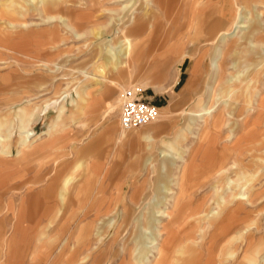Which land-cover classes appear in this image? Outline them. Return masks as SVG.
<instances>
[{
	"label": "rangeland",
	"instance_id": "374dc122",
	"mask_svg": "<svg viewBox=\"0 0 264 264\" xmlns=\"http://www.w3.org/2000/svg\"><path fill=\"white\" fill-rule=\"evenodd\" d=\"M152 33L145 70L111 74ZM127 88L157 122L123 132ZM263 92L264 0H0V264H253Z\"/></svg>",
	"mask_w": 264,
	"mask_h": 264
},
{
	"label": "bare ground",
	"instance_id": "6f19581e",
	"mask_svg": "<svg viewBox=\"0 0 264 264\" xmlns=\"http://www.w3.org/2000/svg\"><path fill=\"white\" fill-rule=\"evenodd\" d=\"M236 22L234 23V25H237V24H239L240 23V19H241V16L239 15L238 16V14H236ZM235 21V20H234ZM233 22V21H232ZM240 27L242 28V29H244V28H247V26L244 24V22H241V25H240ZM138 32V30L135 28L133 31H132V33H129V35L130 36H135V34L134 33H137ZM156 33V32H155ZM150 41H144V40H142V41H140V42H137V43H135L134 45H132V44H128L127 43V41H121V42H119L117 45H118V48H117V51L116 52H113V51H111V52H109V54H110V58L108 59V62H109V64H110V67H111V74H115V73H120L121 75H123L124 74V76L125 75H128V76H131V71H132V68H133V66H134V64L135 63H137L138 64V67L139 68H137V70L138 71H140L141 72V70H145V66L149 63V61H148V59H149V57L151 56V50H147L148 48H147V44H149V45H151V46H153V43H155V42H157V35L156 34H153L152 33V35H150ZM239 39H241V38H239ZM137 40V39H136ZM136 42V41H135ZM260 42V41H259ZM249 47V46H248ZM152 48V47H151ZM150 48V49H151ZM151 59V58H150ZM158 64V63H157ZM152 66V65H151ZM159 65H154V66H152L153 68H155L156 69V71H158L159 70V67H158ZM236 66V65H235ZM263 66V65H262ZM256 73V72H255ZM103 77L104 78H106V77H108L106 74H104L103 75ZM122 85V84H121ZM109 86H112V85H109ZM122 88V87H121ZM107 90V89H106ZM109 90V89H108ZM230 91H232L233 92V89L232 90H230ZM81 92H83V90H81ZM264 93V92H263ZM261 96H262V94H261ZM105 97V96H104ZM230 101V100H229ZM119 102H121V98H119ZM226 102V101H225ZM200 104H201V102H199ZM260 106V108H264V100L261 102V104L259 105ZM201 106H197V107H195V108H193L192 110H191V112H189V115H191V116H198V115H201V114H199V111L200 110H198L199 108H200ZM209 107V106H208ZM207 107V108H208ZM63 108L64 107H62V111H63ZM207 108H204V110L205 109H207ZM207 111V110H206ZM205 111V112H206ZM210 113V111L207 113V114H209ZM31 116V115H30ZM31 119V118H30ZM27 125H29V123L27 122ZM151 125V124H150ZM149 126V125H148ZM132 131H134V130H132ZM123 132H130V131H124L123 130ZM31 135V134H30ZM181 133L178 135L177 134V139H175L174 141H173V143H168V144H165V146H164V148H165V150H164V152L162 153L163 155H162V160H163V168L161 169V177H162V179L164 178L165 179V177H170V175H166V173H164L165 171H168V164H169V162H170V160L171 159H173V156H172V151H173V145L174 144H178L179 145V140L181 139ZM28 134L25 136V138L23 139V143H24V145L26 146V149H30V148H33L32 146V143L30 142V141H28ZM144 139H145V141H147V142H154V136L152 135V134H150V133H148V134H146L145 136H144ZM172 142V141H171ZM153 145V144H152ZM163 148V147H162ZM22 154V152L21 151H19L18 152V155H21ZM153 161V160H152ZM171 166H172V163L170 164ZM85 163L84 162H80V164H79V166H78V168L79 167H81V168H85ZM159 179H160V177H159ZM170 179V178H169ZM161 180V179H160ZM76 182V178L75 177H71V178H69L68 179V181H67V183H68V185H73L74 183ZM165 185V184H164ZM166 188V187H165ZM241 195V194H240ZM246 198H244V197H241V201H244ZM166 212V211H165ZM154 221V218H150L149 219V222H153ZM150 241H155L156 240V238L153 236V235H151V238L149 239ZM173 250V248L171 249V251ZM264 252V248H262V249H260L259 250V252H257L258 254H257V256H258V259H256V260H253L252 262H253V264H260V262H261V260L263 259V253ZM144 257V254L141 256V257H139V258H137L136 260H137V264H140L139 262H140V260H142V258ZM83 262H86V260H84ZM133 262V261H132ZM135 262V264H136V261H134ZM134 264V263H133Z\"/></svg>",
	"mask_w": 264,
	"mask_h": 264
},
{
	"label": "built area",
	"instance_id": "2783aa9c",
	"mask_svg": "<svg viewBox=\"0 0 264 264\" xmlns=\"http://www.w3.org/2000/svg\"><path fill=\"white\" fill-rule=\"evenodd\" d=\"M120 127L124 131L144 128L160 119V106L144 88H127L121 95Z\"/></svg>",
	"mask_w": 264,
	"mask_h": 264
},
{
	"label": "crops",
	"instance_id": "0c3cea01",
	"mask_svg": "<svg viewBox=\"0 0 264 264\" xmlns=\"http://www.w3.org/2000/svg\"><path fill=\"white\" fill-rule=\"evenodd\" d=\"M111 83H112V81H111ZM115 83V82H114ZM113 83V85H112V89L110 90V94L112 93V91H114V84ZM106 88V87H105ZM104 89V88H103ZM105 90V89H104ZM104 90H102V92L101 93H104ZM184 93H186V89H185V91H184ZM109 95V94H108ZM21 157V156H20ZM66 221V217L65 218H63V219H61L59 222H65Z\"/></svg>",
	"mask_w": 264,
	"mask_h": 264
}]
</instances>
